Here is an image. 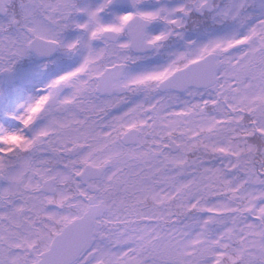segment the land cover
I'll list each match as a JSON object with an SVG mask.
<instances>
[{
	"label": "snow or ice",
	"instance_id": "obj_1",
	"mask_svg": "<svg viewBox=\"0 0 264 264\" xmlns=\"http://www.w3.org/2000/svg\"><path fill=\"white\" fill-rule=\"evenodd\" d=\"M0 264H264V0H0Z\"/></svg>",
	"mask_w": 264,
	"mask_h": 264
}]
</instances>
